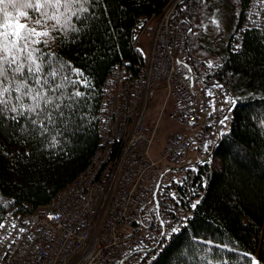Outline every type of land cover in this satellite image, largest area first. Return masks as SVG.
<instances>
[{
	"label": "trees",
	"instance_id": "1",
	"mask_svg": "<svg viewBox=\"0 0 264 264\" xmlns=\"http://www.w3.org/2000/svg\"><path fill=\"white\" fill-rule=\"evenodd\" d=\"M219 1L207 0L202 6L199 0H182L173 23L192 27L188 50L197 73L208 82L223 84L236 104L210 157L189 165L180 180L170 179L166 185L169 199L176 202L174 193L185 207L191 208L190 201L199 200V204L185 223L187 228L167 240L147 264H207L209 260L212 264H249L250 260L264 264V29H244L241 49L234 52L228 45L212 52L218 61L207 68L211 52L204 45L205 36L196 33L194 18L197 9H212ZM170 2L100 0L95 17L85 14L87 19L73 21L78 32L53 31L47 47L40 45L54 65L70 62L81 69L91 89L67 126L57 122L64 131L55 145L50 143L54 131L41 135L30 120L21 119L17 125L0 117V222L9 210L25 213L47 207L90 165L100 143L97 111L103 83L118 64L127 62L135 69L141 57L135 49L140 30ZM238 4L240 29L249 0L243 4L238 0ZM21 22L28 23L25 18ZM64 111L67 115L69 110ZM117 150L118 146L113 152ZM213 245H227L231 251Z\"/></svg>",
	"mask_w": 264,
	"mask_h": 264
},
{
	"label": "built area",
	"instance_id": "2",
	"mask_svg": "<svg viewBox=\"0 0 264 264\" xmlns=\"http://www.w3.org/2000/svg\"><path fill=\"white\" fill-rule=\"evenodd\" d=\"M180 1L145 24L157 19L149 59L141 55L135 69L127 62L118 64L105 79L97 111L100 143L90 165L47 207L5 214L1 222L6 227L0 235L7 233L11 223L17 229L12 232L15 243L10 249V241L0 244V264H147L162 250L160 243L166 242L160 232L193 217V209L165 195L169 182L165 177L173 169L186 173L189 165L210 157L224 131L219 121L230 112L224 101L232 96L223 84L222 89L213 88L215 83L197 73L187 47V31L173 23ZM254 11H259L255 0L230 39L232 51L236 44L242 45L244 29L257 28L251 22L257 19ZM259 29H264V14ZM207 90L214 95H206ZM156 91L164 93V108L172 100V118L186 130L171 135L157 157L152 150L157 128L146 122L149 98ZM213 100L214 112L209 106ZM116 146L118 153L113 152ZM156 200L159 218L152 211ZM161 219L166 222L164 229ZM20 228L24 231L16 239Z\"/></svg>",
	"mask_w": 264,
	"mask_h": 264
},
{
	"label": "snow or ice",
	"instance_id": "3",
	"mask_svg": "<svg viewBox=\"0 0 264 264\" xmlns=\"http://www.w3.org/2000/svg\"><path fill=\"white\" fill-rule=\"evenodd\" d=\"M100 0H0V117L3 119H11L20 125L21 119L30 120L33 129H38L41 135L47 136L51 131L55 135L51 136L50 143L55 145L58 143L59 136L64 129L57 126L59 121L67 126L72 116L75 115L76 106L81 100H85L91 89V81L89 77L81 70L70 64H63L59 61L53 64L51 56H47L43 52L40 45L47 47L52 39V32L56 31L61 34L78 32L74 20H80L82 17L87 19L89 16L95 17V6ZM201 5H206L207 0H199ZM253 0H249L251 8ZM243 4V0H241ZM255 6L259 11L252 12L257 19H248L252 24L260 28V17L264 14V0H255ZM27 9L29 11H23ZM108 8L105 4L104 13L107 15ZM240 13H237L239 15ZM21 18H25L28 23L21 22ZM110 22V21H109ZM211 23L220 27L219 18L213 15ZM204 21L201 20L203 26ZM51 26V27H49ZM251 30V29H249ZM188 33L194 34L191 27ZM242 45L236 44L233 51H238ZM178 64L182 63L177 61ZM45 66L48 70L45 71ZM191 72L188 65H184ZM214 67L211 61L207 62V68ZM67 69V70H66ZM185 79H191L185 76ZM213 88H223L218 82L213 84ZM71 89V91H69ZM83 89V91L81 90ZM206 95L213 96L211 90L206 91ZM67 101V103H65ZM230 105L229 111L235 106L236 100L229 98L224 101ZM211 110L217 111L215 101H210ZM64 109H68L67 115ZM223 107L219 111H223ZM81 119L83 117H80ZM225 116L219 123L224 125ZM264 124V122H262ZM224 135L223 132L219 133ZM207 150L208 145H205ZM176 183H182L176 181ZM167 187V186H166ZM159 188V185L157 186ZM154 192L153 198L155 199ZM172 198L177 204L181 203L172 194ZM191 209L198 207L199 200L190 201ZM160 202L156 200L155 208L152 210L159 218ZM188 220V217H184ZM166 222L160 220L161 229H164ZM5 224L0 222V229H5ZM181 227L187 228V224L180 226H171L166 231L160 232L162 241L170 240L173 235H179ZM15 223H11L7 228L5 235H0V244L10 241L7 247L10 249L15 239L12 238L13 230H16ZM24 231L23 228L18 229L16 239L19 233ZM208 244L213 242L208 241ZM215 248L231 251L227 245H213ZM159 247H163V242ZM117 264H124L118 261ZM207 264H212L209 260ZM222 264H227L226 261ZM249 264H253L250 260Z\"/></svg>",
	"mask_w": 264,
	"mask_h": 264
},
{
	"label": "rangeland",
	"instance_id": "4",
	"mask_svg": "<svg viewBox=\"0 0 264 264\" xmlns=\"http://www.w3.org/2000/svg\"><path fill=\"white\" fill-rule=\"evenodd\" d=\"M175 0H171L169 4L173 5ZM182 1V0H181ZM180 1V2H181ZM179 2V3H180ZM178 3V5H179ZM168 4V5H169ZM167 5V6H168ZM170 5V6H171ZM177 5V7H178ZM238 0H221L216 5L212 7V9L208 10H198L196 11L194 18V27H197L196 33L200 34V32L205 36L204 45L211 52L208 57H206L211 62H217L218 56L214 53L220 52L225 46L229 45L230 39L238 30V22H239V10ZM215 15L219 18L220 27L217 28L216 25L211 23V18ZM203 19L204 25H201V20ZM155 20V25H156ZM151 21L143 27L138 34V49L140 50L143 58L145 60L149 59L151 52V45L153 41V34L155 28H153L154 24L151 26ZM187 28V27H186ZM192 28V27H191ZM188 28L186 29V31ZM189 35L187 31V43L189 40ZM189 45V44H188ZM139 52V53H140ZM164 100L165 96L163 91H156L153 96L149 98V102L147 105V119L146 122L149 127H156L157 132L155 134V138L152 142V150L153 155L157 157L164 150L166 146L167 139L176 133L185 132V127H183L180 123H178L175 119L172 118L173 104L172 100H170L167 106L164 108ZM164 108V110H163ZM163 110V111H162ZM227 128V121L225 120L224 125H222V129L225 130ZM195 162L189 161V163ZM175 172H178L176 169ZM169 172L165 180L170 181V179L180 180L183 172L175 173ZM255 264V263H254Z\"/></svg>",
	"mask_w": 264,
	"mask_h": 264
},
{
	"label": "crops",
	"instance_id": "5",
	"mask_svg": "<svg viewBox=\"0 0 264 264\" xmlns=\"http://www.w3.org/2000/svg\"><path fill=\"white\" fill-rule=\"evenodd\" d=\"M155 20H156V19H153V20L151 21V24H152V25L154 24L153 28H155ZM152 25H151V26H152Z\"/></svg>",
	"mask_w": 264,
	"mask_h": 264
}]
</instances>
